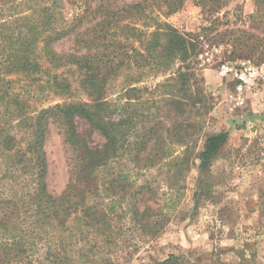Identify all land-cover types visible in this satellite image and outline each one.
<instances>
[{
  "label": "trees",
  "instance_id": "1",
  "mask_svg": "<svg viewBox=\"0 0 264 264\" xmlns=\"http://www.w3.org/2000/svg\"><path fill=\"white\" fill-rule=\"evenodd\" d=\"M231 1L0 0V264H123L141 240L164 233L182 197L181 181L194 168L203 176L199 198L212 197L210 168L230 133L207 136L196 151L201 35L182 33L162 18L192 2L212 24L202 30L213 31ZM64 5L74 8L70 18ZM259 13L264 24V8ZM234 33L227 29L218 40ZM67 37L73 52L55 46ZM239 39L245 49L258 47L248 45L250 37ZM69 66L84 69L87 102L14 109L12 78L62 91L58 72ZM133 70L171 74L133 87L127 82ZM52 124L69 151V181L57 194L49 188L45 149ZM95 133L102 142L93 144ZM153 170L167 192L152 179L140 180ZM158 264L190 260L170 254Z\"/></svg>",
  "mask_w": 264,
  "mask_h": 264
},
{
  "label": "rangeland",
  "instance_id": "2",
  "mask_svg": "<svg viewBox=\"0 0 264 264\" xmlns=\"http://www.w3.org/2000/svg\"><path fill=\"white\" fill-rule=\"evenodd\" d=\"M261 1L232 0L220 14L213 31L202 30L203 27L211 28L212 24L192 2L179 13L162 18L182 33L201 35L195 72L203 91V103L200 104L201 115L193 118L195 124L201 126L192 138L198 141L196 151L203 149L204 139L209 135L228 131L230 138L210 168L212 197L199 198L203 176L197 167L194 168L181 181L182 197L171 212V222L164 233L151 241L141 240L137 253L123 264H158L170 254L185 255L190 264H264V79L245 84L234 74L222 76L220 72L226 64L237 69L244 64L264 68V24L258 17L264 8ZM64 6L70 18L74 8ZM227 29L235 33L220 42L218 35ZM239 36L240 44L250 37L248 45L258 47L250 50L244 48V43L238 46L235 41ZM213 37L215 41H211ZM55 46L73 52V37L60 40ZM132 72L127 82L133 87L162 82L171 74V71L157 73L155 70L141 75L137 74L139 71ZM58 75V83L62 82L65 87L62 91L44 83L45 88H38L27 80L12 78L13 92L18 96L14 109L31 112L36 107L43 109L58 103L88 101L81 84L85 77L81 66H69ZM122 81L123 76L116 84L121 85ZM117 89L112 87L111 91ZM79 130L84 136L90 132L81 121ZM27 134L28 131L23 130L19 136L25 140ZM90 138L93 144L102 142L96 133ZM45 149L49 161V188L57 194L68 184L70 167L69 151L60 129L54 124L50 127ZM144 178L152 179L157 185L160 183L161 192L168 191L162 185L158 170L147 172L140 180Z\"/></svg>",
  "mask_w": 264,
  "mask_h": 264
},
{
  "label": "built area",
  "instance_id": "3",
  "mask_svg": "<svg viewBox=\"0 0 264 264\" xmlns=\"http://www.w3.org/2000/svg\"><path fill=\"white\" fill-rule=\"evenodd\" d=\"M222 76L234 74L240 81L245 84H254L257 80L264 79V68H257L251 64H244L242 68L226 64L221 68Z\"/></svg>",
  "mask_w": 264,
  "mask_h": 264
}]
</instances>
